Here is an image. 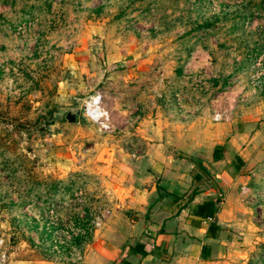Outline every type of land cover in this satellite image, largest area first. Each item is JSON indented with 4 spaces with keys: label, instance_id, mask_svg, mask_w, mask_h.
<instances>
[{
    "label": "rangeland",
    "instance_id": "1",
    "mask_svg": "<svg viewBox=\"0 0 264 264\" xmlns=\"http://www.w3.org/2000/svg\"><path fill=\"white\" fill-rule=\"evenodd\" d=\"M97 93L111 133L85 115ZM261 102L264 0H0V237L9 257L56 262L111 210L102 176L121 151L139 148L115 120L213 119ZM243 176L254 236L236 264H264V157Z\"/></svg>",
    "mask_w": 264,
    "mask_h": 264
},
{
    "label": "crops",
    "instance_id": "2",
    "mask_svg": "<svg viewBox=\"0 0 264 264\" xmlns=\"http://www.w3.org/2000/svg\"><path fill=\"white\" fill-rule=\"evenodd\" d=\"M115 123L139 148L107 166L112 208L76 264H236L254 236L239 189L264 157V102L216 122L151 115ZM207 201L213 218L196 211ZM9 258L6 264H72Z\"/></svg>",
    "mask_w": 264,
    "mask_h": 264
},
{
    "label": "built area",
    "instance_id": "3",
    "mask_svg": "<svg viewBox=\"0 0 264 264\" xmlns=\"http://www.w3.org/2000/svg\"><path fill=\"white\" fill-rule=\"evenodd\" d=\"M102 96L100 93H97L95 97H93L89 103L86 104L84 112L86 117L94 124L97 125V127L103 131L104 133H111L113 132V126L110 121V116L108 112L105 111V109L102 107V102H101ZM222 119L221 115H215L213 117V120L219 121ZM135 153H133L131 156L134 158ZM51 214L54 213V211H50ZM110 211H105V214H103L101 217H96L91 222L90 228H88L86 231L83 233L82 237V243L80 245H77L75 247L76 249L73 250V253L65 255V256H60L59 258H56V262L60 263H72L76 264L79 263L82 260L83 257V252H82V246L87 245L90 241V238L94 234V232L99 229L103 223V221L109 216ZM55 218H57L55 216ZM9 259V251L6 247L5 240L0 237V264H6Z\"/></svg>",
    "mask_w": 264,
    "mask_h": 264
},
{
    "label": "trees",
    "instance_id": "4",
    "mask_svg": "<svg viewBox=\"0 0 264 264\" xmlns=\"http://www.w3.org/2000/svg\"><path fill=\"white\" fill-rule=\"evenodd\" d=\"M216 152V149H215ZM216 155L214 159H218ZM197 213H199L203 217H210L213 218L215 216L216 208H214L213 203L211 201H207L196 208ZM211 228H215L214 225H211Z\"/></svg>",
    "mask_w": 264,
    "mask_h": 264
}]
</instances>
